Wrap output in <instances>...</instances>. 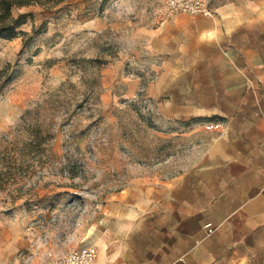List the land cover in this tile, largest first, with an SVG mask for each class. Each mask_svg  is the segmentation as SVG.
<instances>
[{"label":"rangeland","instance_id":"374dc122","mask_svg":"<svg viewBox=\"0 0 264 264\" xmlns=\"http://www.w3.org/2000/svg\"><path fill=\"white\" fill-rule=\"evenodd\" d=\"M162 1L20 0L26 4L11 8L24 24L0 38V232L23 239L0 264L98 248L109 230L128 224L110 204L170 178L217 139L226 123L218 116L163 114L162 101L204 100L208 90L188 88L185 75L181 86L158 91L163 58L145 33L162 26L155 23ZM206 1L214 10L227 0ZM220 99L215 107L234 117ZM234 119L238 127L241 114ZM134 223L154 235L158 212ZM117 234L108 240L121 241Z\"/></svg>","mask_w":264,"mask_h":264},{"label":"crops","instance_id":"0c3cea01","mask_svg":"<svg viewBox=\"0 0 264 264\" xmlns=\"http://www.w3.org/2000/svg\"><path fill=\"white\" fill-rule=\"evenodd\" d=\"M213 11L212 16L177 14L146 31L145 38L163 58L156 85L161 96L181 86L185 75L188 88L208 90L204 100L162 101L164 116H218L226 123L218 127L217 139L176 166L173 176L132 187L109 205L110 213L128 224L100 238L96 264H264V0H227ZM217 98L236 115L215 107ZM153 211L160 226L144 236L146 227L134 222ZM206 224L216 228L209 236ZM113 233L123 234L116 235L122 240L110 242ZM19 235L0 232L1 256L19 250Z\"/></svg>","mask_w":264,"mask_h":264},{"label":"built area","instance_id":"2783aa9c","mask_svg":"<svg viewBox=\"0 0 264 264\" xmlns=\"http://www.w3.org/2000/svg\"><path fill=\"white\" fill-rule=\"evenodd\" d=\"M177 14L212 16L214 11L206 0H163L155 23L163 25ZM205 230L206 234L210 235L215 228L211 224H206ZM97 257L98 253L94 246H82L66 255L46 259L43 264H96Z\"/></svg>","mask_w":264,"mask_h":264},{"label":"trees","instance_id":"16d2710c","mask_svg":"<svg viewBox=\"0 0 264 264\" xmlns=\"http://www.w3.org/2000/svg\"><path fill=\"white\" fill-rule=\"evenodd\" d=\"M25 4L26 2H20V0H0V38H13L18 34L16 29L24 24V21L22 17L12 18L11 8ZM31 135H34L32 138L37 141L38 134Z\"/></svg>","mask_w":264,"mask_h":264}]
</instances>
